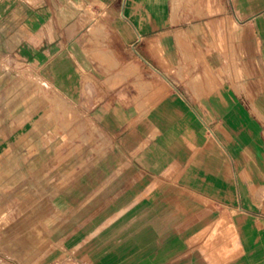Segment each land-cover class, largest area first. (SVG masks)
I'll list each match as a JSON object with an SVG mask.
<instances>
[{
	"label": "crops",
	"instance_id": "0c3cea01",
	"mask_svg": "<svg viewBox=\"0 0 264 264\" xmlns=\"http://www.w3.org/2000/svg\"><path fill=\"white\" fill-rule=\"evenodd\" d=\"M0 264H264V0H0Z\"/></svg>",
	"mask_w": 264,
	"mask_h": 264
},
{
	"label": "rangeland",
	"instance_id": "374dc122",
	"mask_svg": "<svg viewBox=\"0 0 264 264\" xmlns=\"http://www.w3.org/2000/svg\"><path fill=\"white\" fill-rule=\"evenodd\" d=\"M46 100V99H45ZM42 104L45 102L44 98L41 97ZM45 109L48 111L49 107L56 112L67 113L64 115L63 119L60 120H50V121H41L37 123V127H47V128H56V129H72L73 130V137L72 143L73 144H83L85 146H94L97 141V129L96 127L89 121H82L78 118V115L72 111L71 107L64 105L63 103H52L49 104L46 100ZM46 112V111H45ZM54 116V115H53ZM56 116V115H55ZM61 139V138H59Z\"/></svg>",
	"mask_w": 264,
	"mask_h": 264
},
{
	"label": "bare ground",
	"instance_id": "6f19581e",
	"mask_svg": "<svg viewBox=\"0 0 264 264\" xmlns=\"http://www.w3.org/2000/svg\"><path fill=\"white\" fill-rule=\"evenodd\" d=\"M233 245V244H232ZM233 247V246H232ZM235 247V246H234ZM237 247H238V245H237ZM234 250V249H233Z\"/></svg>",
	"mask_w": 264,
	"mask_h": 264
}]
</instances>
